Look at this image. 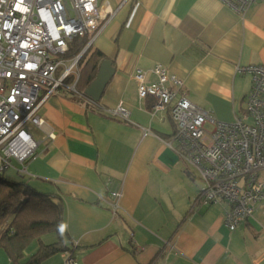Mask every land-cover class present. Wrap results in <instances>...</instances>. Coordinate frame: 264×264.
Here are the masks:
<instances>
[{
  "label": "crops",
  "instance_id": "0c3cea01",
  "mask_svg": "<svg viewBox=\"0 0 264 264\" xmlns=\"http://www.w3.org/2000/svg\"><path fill=\"white\" fill-rule=\"evenodd\" d=\"M99 1L114 11L91 45L102 57L91 82L103 60L114 69L100 99L93 106L64 90L50 95L38 112L54 139L31 128L37 152L23 172L12 160L4 177L56 195L66 251L78 264H264V202L232 231L223 205L196 203L200 180L164 142L169 115L150 113L152 99L139 98L133 77L139 69L145 83L155 81L151 70L161 64L183 80L189 101L232 122L251 87L237 68L264 66V3L237 12L220 0ZM118 104L126 120L110 113ZM53 234L41 242H55ZM32 244L20 262L38 250ZM6 260L12 264L0 248V264ZM63 263L61 251L39 264Z\"/></svg>",
  "mask_w": 264,
  "mask_h": 264
},
{
  "label": "built area",
  "instance_id": "2783aa9c",
  "mask_svg": "<svg viewBox=\"0 0 264 264\" xmlns=\"http://www.w3.org/2000/svg\"><path fill=\"white\" fill-rule=\"evenodd\" d=\"M237 12L264 0H220ZM114 15L99 0H0V171L16 160L21 164L35 155L40 144L32 135L37 129L47 139L55 133L39 114L46 99L64 90L96 106L97 101L76 89L78 60ZM86 39L83 50L64 58L69 44ZM251 76V87L232 122L218 121L213 114L185 96L184 82L156 64V80L144 82L145 71L133 77L140 99H153L152 115L167 112L174 125L165 144L200 180L196 203L223 205L224 223L232 231L253 216L264 202V66L238 67ZM112 115L124 120L128 111L116 105ZM209 126V127H207ZM111 185L110 179L105 182ZM113 199L121 193L111 190ZM113 212L117 202L111 204ZM63 264H78L64 251Z\"/></svg>",
  "mask_w": 264,
  "mask_h": 264
},
{
  "label": "trees",
  "instance_id": "16d2710c",
  "mask_svg": "<svg viewBox=\"0 0 264 264\" xmlns=\"http://www.w3.org/2000/svg\"><path fill=\"white\" fill-rule=\"evenodd\" d=\"M85 45L86 39H74L69 44L64 58L77 56ZM101 58L99 51L91 45L80 55L79 77L75 86L78 91H82L81 85L87 86L94 78ZM147 102L152 105L153 99H147ZM151 105L147 106V109L151 108ZM170 137L171 134L167 139ZM52 232L56 234V241L44 245L40 237ZM63 233V206L56 195L39 192L23 179L5 178L0 171V248L12 264H39L56 252L66 251ZM34 240L39 243L38 250L27 261L20 262L24 249Z\"/></svg>",
  "mask_w": 264,
  "mask_h": 264
},
{
  "label": "water",
  "instance_id": "95a60500",
  "mask_svg": "<svg viewBox=\"0 0 264 264\" xmlns=\"http://www.w3.org/2000/svg\"><path fill=\"white\" fill-rule=\"evenodd\" d=\"M113 71L114 69L111 66V61L108 59L103 60L99 65L95 79L87 87L84 93L95 101L99 100L107 81L113 74Z\"/></svg>",
  "mask_w": 264,
  "mask_h": 264
},
{
  "label": "rangeland",
  "instance_id": "374dc122",
  "mask_svg": "<svg viewBox=\"0 0 264 264\" xmlns=\"http://www.w3.org/2000/svg\"><path fill=\"white\" fill-rule=\"evenodd\" d=\"M207 127H209V126H207ZM1 172H2V171H1ZM2 174H4V172H2ZM261 176L263 177V176H264V173H261ZM51 237H52V239L55 238V236H54L53 233H50V234H47L46 236H44V237H43V240H48V239L50 240ZM52 239H51V240H52ZM36 243H37L36 241H33V244L31 245V247L35 248V247H36ZM31 247H30V248H31ZM27 252H28V250H27ZM4 264H8L7 260H6V262H5Z\"/></svg>",
  "mask_w": 264,
  "mask_h": 264
}]
</instances>
